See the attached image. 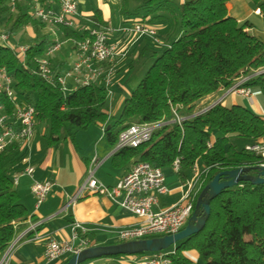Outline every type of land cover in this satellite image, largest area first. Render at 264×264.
Here are the masks:
<instances>
[{
	"label": "trees",
	"instance_id": "16d2710c",
	"mask_svg": "<svg viewBox=\"0 0 264 264\" xmlns=\"http://www.w3.org/2000/svg\"><path fill=\"white\" fill-rule=\"evenodd\" d=\"M154 1L147 0L133 14L145 16L138 13L143 8L156 13L153 19L167 22L168 45L160 51L152 50V64L123 100L115 124L105 130V138L115 146L118 134L132 124H163L136 147L115 150L112 165L129 164L131 169L138 162H148L172 172L171 164L179 158L176 174L184 182L199 162L208 168L203 187L218 171L258 165L259 156L246 150V144L237 148L231 138H243L247 144L256 142L264 136V117L240 104L228 106L223 99L196 114L200 110L196 103L207 95L226 92L240 77L263 67L264 42L247 31L248 21L239 22L227 14L226 2L230 0H185L180 4ZM250 1L264 17V0ZM28 9L18 2L15 11L10 12L8 1L0 0V31L11 34L27 24L38 31L43 24L33 19ZM158 10L164 13L158 14ZM60 34L68 39L84 36L65 27H60ZM38 38L26 50L23 63L19 53L0 43V68L12 79L15 101L17 98V103L34 107V129L42 125L47 144L53 145L73 140L78 130L90 124H106L110 119L107 86L99 79L65 92L59 83L46 81L36 72V61L44 56L52 38L50 34ZM240 86L259 92L257 97L264 109V72L249 77ZM14 99L0 90L7 125L13 122ZM173 110L187 118L180 124L172 122ZM19 148V142L14 141L0 152L1 252L25 227L26 210L10 175V164ZM172 248V264H192L185 256L188 251H194L202 264H264V183L241 181L220 191L209 201V214L202 228Z\"/></svg>",
	"mask_w": 264,
	"mask_h": 264
},
{
	"label": "crops",
	"instance_id": "0c3cea01",
	"mask_svg": "<svg viewBox=\"0 0 264 264\" xmlns=\"http://www.w3.org/2000/svg\"><path fill=\"white\" fill-rule=\"evenodd\" d=\"M147 0H77V16L75 17L74 29L80 33L84 32L86 26L97 25L109 29L108 40L116 43L119 53H124L113 59L109 64L113 67L114 73L110 85L109 116L110 119L119 114L123 100L129 96L131 90L123 84L118 73H126L132 64L128 63V57L132 49L136 50L134 57L141 56L145 50L154 46L152 40L146 37L136 38L134 35L125 33L120 29L134 22H144L156 31L161 45H168L165 34L169 24L162 20L153 19L156 13L146 12L143 8L138 13L145 16H136L133 12ZM158 0H155L156 2ZM174 3H183L185 0H173ZM55 8V7H54ZM57 8V7H56ZM55 8V9H56ZM227 14L237 21H248L250 26L247 31L262 39L264 34V17L259 9L251 4L250 0H230L226 2ZM158 14L164 13L158 10ZM56 36L62 38L60 28L55 29ZM48 34L49 29L42 26L38 31L31 24L22 26L18 31L11 33L13 43L31 44L38 40V36ZM53 39V35H51ZM263 40V39H262ZM261 40V41H262ZM264 42V40H263ZM70 41H66L64 51H57L51 58L50 63L56 71H63L66 62L71 65L75 61V52ZM69 67V68H70ZM121 82V83H120ZM125 83V82H124ZM73 80L67 79V86L73 89ZM225 94V93H224ZM218 98V94L207 95L197 103V109L210 106ZM228 106L240 104L251 109L257 115L264 117V109L256 96L254 99L239 94H227ZM105 124H90L78 130L73 140L65 139L53 145H48L43 136V126L34 129L29 143L20 146L15 156L14 163L10 164V175L17 177L14 184L19 201L26 210L25 227L14 237L17 241L9 250L6 264H60L66 260H47L44 256L45 245L50 239L66 240L71 237V223L77 221L86 229V245H111L120 243L118 233L120 230L137 226L140 218L121 208L112 202L107 196L89 194L69 204L70 197L75 193L78 185L86 178L91 171L92 175L99 182L106 186H113L129 171V164L118 167L111 163L115 146H111L105 138ZM247 145V142L244 145ZM29 157L33 167L32 176L20 174L25 166L23 157ZM199 163V162H197ZM201 165V164H200ZM202 167V165H201ZM166 174V172H164ZM173 173V172H170ZM169 176V184L165 185L169 192L158 196L157 205L152 207L153 211L165 208L174 204L181 191L182 183L174 173ZM51 180L53 185L45 200L35 207V198L31 192L33 181ZM41 221V223L28 233L21 235L29 222ZM73 245L81 246L80 240H74ZM0 251V261L4 255ZM185 256L192 264H202L194 251H188ZM136 255L102 256L90 259L83 264H135Z\"/></svg>",
	"mask_w": 264,
	"mask_h": 264
},
{
	"label": "built area",
	"instance_id": "2783aa9c",
	"mask_svg": "<svg viewBox=\"0 0 264 264\" xmlns=\"http://www.w3.org/2000/svg\"><path fill=\"white\" fill-rule=\"evenodd\" d=\"M9 11L14 12L18 2L29 7L30 16L41 22L49 29V34L53 35L52 42L47 46L43 57L37 59V73L46 81L57 82L62 90L67 92V79L73 80V89L78 85H87L99 79L107 86V96L110 102V85L114 69L110 62L119 55L116 43L108 40L109 29L97 25L86 26L84 36L80 39H59L55 29L60 27L73 28L75 17L77 16V0H7ZM56 9H55V8ZM125 33L134 35L136 38L146 37L155 43H160L156 31L144 22H134L120 29ZM11 34L0 31V43L10 50L19 53L22 63L24 62L25 52L34 43H12ZM70 41L74 52L75 61L69 69L56 71L52 68L50 58L61 49L62 45ZM264 72V66L256 69L252 74L240 77L238 81L229 87L227 94H239L244 97L254 99L259 92L249 88L241 87V83L253 75ZM12 79L4 68H0V90H4L8 97L14 99L11 88ZM72 90V89H71ZM14 110L11 125H7V117L2 112L3 106L0 105V152L9 144L18 141L20 146L29 143L34 133L35 109L32 105H21L13 100ZM209 107V106H208ZM205 107L196 112L199 114L208 109ZM174 117L172 122L180 124L187 116L178 115L173 110ZM161 122L154 123H135L122 130L115 143V150L123 147H136L140 143L148 140L153 130L161 125ZM210 146V144H207ZM246 150L254 152L259 156L258 165L264 166V136L252 144L244 147ZM25 163L20 174L32 176L33 167L29 157H23ZM173 173L180 170L179 158L173 160L171 167ZM207 167H198L195 163L191 177L182 182L179 188H186L181 197L172 205L153 211L152 207L157 205L158 196L165 195L169 189L165 185V173L159 167H154L148 162H138L122 176L113 186H106L95 179L90 171L86 178L80 182L75 193L70 197L69 204H72L80 197L89 194L107 196L112 202L140 218L137 226L125 228L119 231L120 241H128L146 238L154 235L173 234L178 232L186 223L194 209V199L203 187V176L207 172ZM17 177L13 178L16 184ZM53 182L51 180L33 181L31 192L35 198V207H38L49 194ZM41 221L29 222L21 235L34 230ZM87 229L79 222L71 223V237L66 240L50 239L45 245L44 256L47 260H58L67 258L82 249L86 245L85 235ZM18 238V237H17ZM17 238H13L0 261L6 264L9 250L13 247ZM80 240L81 246L73 245L74 240ZM171 250L159 252H144L134 254L137 256L135 264H172Z\"/></svg>",
	"mask_w": 264,
	"mask_h": 264
},
{
	"label": "water",
	"instance_id": "95a60500",
	"mask_svg": "<svg viewBox=\"0 0 264 264\" xmlns=\"http://www.w3.org/2000/svg\"><path fill=\"white\" fill-rule=\"evenodd\" d=\"M225 94L212 103L208 108L220 102ZM254 174H250V171ZM241 181H250L257 185L264 183V166L255 165L238 167L218 171L213 178L199 191L194 209L185 225L176 233L146 237L135 240L123 241L111 245H91L80 249L68 257L62 264H83L84 262L102 257L117 255H134L144 252H159L169 247H174L178 242L199 231L209 214V201L217 196L220 191L238 185Z\"/></svg>",
	"mask_w": 264,
	"mask_h": 264
},
{
	"label": "rangeland",
	"instance_id": "374dc122",
	"mask_svg": "<svg viewBox=\"0 0 264 264\" xmlns=\"http://www.w3.org/2000/svg\"><path fill=\"white\" fill-rule=\"evenodd\" d=\"M261 38L264 40V34L260 35ZM261 39V40H262ZM262 40V41H263ZM10 42H14V39L10 38L9 40ZM165 46L164 45H154V46H151V48H149L148 50H145L144 53L141 55V56H137V57H134V55L136 54V50H140L139 48H135V49H132L131 50V55L128 57V60L127 62L128 63H131L132 66L131 68L128 70V72L126 73H118V76H123V79L122 77L120 78V81L123 80V84L129 88L131 91L134 90L137 86V84L140 82V80L143 78L144 76V73L145 71L148 69V67L152 64V61H153V56H152V50L154 51H160L164 48ZM65 50V46L63 48L60 49V51H64ZM65 52V51H64ZM66 68L69 69L70 67V64L68 62H66ZM125 82V83H124ZM121 83V82H120ZM69 90H67L68 92ZM225 92L221 93V94H218V98L219 99L220 97H222V95L224 94ZM16 101L18 102V99L16 98ZM228 102L229 100L226 98L224 100L223 98V103L228 105ZM197 109V108H196ZM117 116H115L116 118ZM115 124V119L114 117L109 119L107 121V123L105 124L106 127H110V126H113ZM215 137V134L213 133L211 135V138L213 139ZM231 142L234 143L236 145L237 148H242L244 146V143H245V139L243 138H240V137H232L231 138ZM198 164V167L201 168V165L200 163H197ZM175 174L174 173H170V172H166L165 174V177H166V183L169 184V176H174ZM186 191V188H183L181 191H178L180 193L179 195V198L181 197L182 193ZM154 236H159V235H154ZM171 247H169L168 249H171ZM121 256H125V255H121ZM70 257V256H69ZM68 258V257H67ZM66 258V259H67Z\"/></svg>",
	"mask_w": 264,
	"mask_h": 264
},
{
	"label": "flooded vegetation",
	"instance_id": "af4514ba",
	"mask_svg": "<svg viewBox=\"0 0 264 264\" xmlns=\"http://www.w3.org/2000/svg\"><path fill=\"white\" fill-rule=\"evenodd\" d=\"M187 222V221H186Z\"/></svg>",
	"mask_w": 264,
	"mask_h": 264
}]
</instances>
